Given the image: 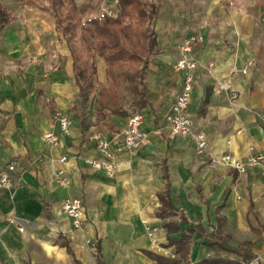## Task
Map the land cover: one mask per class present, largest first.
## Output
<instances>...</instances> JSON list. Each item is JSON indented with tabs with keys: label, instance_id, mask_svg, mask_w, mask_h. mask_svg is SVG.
I'll use <instances>...</instances> for the list:
<instances>
[{
	"label": "crops",
	"instance_id": "1",
	"mask_svg": "<svg viewBox=\"0 0 264 264\" xmlns=\"http://www.w3.org/2000/svg\"><path fill=\"white\" fill-rule=\"evenodd\" d=\"M75 1L87 20L100 16L97 5L111 0ZM239 1L149 2L158 3L157 53L143 79L146 104L139 108L135 102L130 112L123 100L125 115L97 114L96 97L80 94L70 52L51 16L30 6L12 12L15 20L0 31V171L10 160L17 168L14 187H0V264H157L145 252L173 257L157 216L165 187L172 207L187 219L179 228L195 229L189 263L180 264H200L208 250L199 233L217 230L232 246L249 242L256 264L264 263L262 166L244 173L210 167L195 153L192 138L169 135L166 121L182 86L181 72L174 70L178 45L195 34L201 38L193 49L199 66L187 107L194 131L206 134L215 158L264 155L258 117L264 114V5ZM248 61L253 65L243 74ZM105 68L96 57L103 86ZM55 110L70 119L67 134L54 120ZM134 114L142 116L150 142L133 153L120 134ZM46 132L56 136V145L43 142ZM94 135L109 144L117 169L112 177L86 162L102 158ZM58 169L64 170L63 185L55 180ZM66 198L83 202L80 229L60 211ZM10 218L21 220L24 231L9 224Z\"/></svg>",
	"mask_w": 264,
	"mask_h": 264
},
{
	"label": "trees",
	"instance_id": "2",
	"mask_svg": "<svg viewBox=\"0 0 264 264\" xmlns=\"http://www.w3.org/2000/svg\"><path fill=\"white\" fill-rule=\"evenodd\" d=\"M15 1L53 18L54 29L70 52L79 92L82 96L92 93L96 97L97 114L125 115L122 88L137 98L139 108L146 104L143 79L150 66V58L157 53L154 23L158 3L118 0V15L102 13L82 20L75 0ZM14 20L12 12L0 3V31ZM96 57H100L106 65L107 86L98 84ZM159 201L157 216L167 230V246L174 247V256L145 253L157 264L189 263L195 229L179 228V222H187V219L172 207L168 187L160 194ZM174 216L176 221L171 220ZM177 233H181L179 238L171 237ZM199 235L208 250V255L200 264H251L257 259L249 249V242L232 246L228 236L218 230L209 234L200 232Z\"/></svg>",
	"mask_w": 264,
	"mask_h": 264
},
{
	"label": "built area",
	"instance_id": "3",
	"mask_svg": "<svg viewBox=\"0 0 264 264\" xmlns=\"http://www.w3.org/2000/svg\"><path fill=\"white\" fill-rule=\"evenodd\" d=\"M201 41V38L195 34L184 37L179 42V50L181 57L176 61L174 70L181 72L182 86L181 91L175 96L174 101L170 107L169 113L166 116L168 122L169 135L171 137L192 138L194 141L195 153L198 156L206 157L210 167L224 166L236 170L238 173L246 172L249 166L260 164L264 171V155L251 154L245 161L232 158L230 155H222L220 157H213L208 152V139L203 131L195 132L193 129V121L187 115V107L190 102L191 92L193 88V81L195 71L199 64L193 56V49L195 45ZM253 61H248L242 70L246 74L252 67ZM234 96L232 95V99ZM264 126V114L258 116ZM54 120L58 123L62 133L67 134L70 127V119L63 115L59 110L54 112ZM123 144L127 151L137 152L142 147L149 144L150 139L148 133L142 129V116L134 114L130 116L121 132ZM96 148L101 153V159L87 160L92 168L103 170L109 177L116 174L117 169L113 161V154L109 150L108 142L99 135H94ZM42 140L49 146L57 144V138L52 132H46ZM66 157L62 156L60 162L64 163ZM17 168V162L10 160L0 171V187L11 189L14 187V173ZM55 180L58 184L63 185L65 182L64 170L58 169L55 174ZM63 214L67 215L72 220L74 228L80 229L83 224L84 207L83 202L79 198H66L61 204ZM9 224H14L19 232H23L25 226L23 222L17 218H10L7 220ZM257 259L251 264H256Z\"/></svg>",
	"mask_w": 264,
	"mask_h": 264
},
{
	"label": "rangeland",
	"instance_id": "4",
	"mask_svg": "<svg viewBox=\"0 0 264 264\" xmlns=\"http://www.w3.org/2000/svg\"><path fill=\"white\" fill-rule=\"evenodd\" d=\"M40 1V0H39ZM155 1V0H154ZM238 1V0H237ZM149 2H153V0H147V3ZM249 5L251 2H262V4L264 5V0H240L239 3H246ZM0 3L5 5L10 12H15V11H19V9L22 7H27V5H21L18 2H16L15 0H0ZM231 3V2H230ZM92 7L96 6L95 3H92L91 5ZM90 5H81V7L83 9H89L91 8ZM97 7L99 8L98 12L95 13V15L97 14H101V13H106L108 15L111 16H116L120 13L119 7L117 5V0H111L108 3H103L100 4V6L97 5ZM122 93H123V100H124V105L127 107V109L131 112L132 108L135 106V96H133L131 93H129L128 91H126L124 88H122Z\"/></svg>",
	"mask_w": 264,
	"mask_h": 264
}]
</instances>
